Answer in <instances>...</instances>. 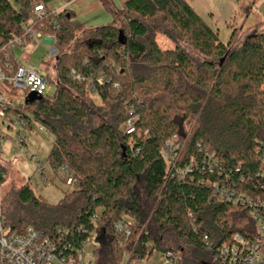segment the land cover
<instances>
[{"label": "trees", "instance_id": "trees-1", "mask_svg": "<svg viewBox=\"0 0 264 264\" xmlns=\"http://www.w3.org/2000/svg\"><path fill=\"white\" fill-rule=\"evenodd\" d=\"M51 1L0 0L1 65L21 66L9 41L23 25L49 34L57 49L53 92L20 108L4 100L0 126L12 128L17 119L23 132L33 123L45 128L52 136L46 162L77 183L51 204L25 182L14 200H2L6 222L16 233L33 227L51 237L64 228L56 236L71 247L92 236L89 264H138L165 253L172 247L161 242L168 228L214 259L209 246L229 243L234 233L249 236V209L218 197L214 183L264 197V31L254 25L234 45V29L223 43L187 0H125L120 8L103 0L112 21L75 29L73 13L52 14ZM37 3L44 6L40 18L33 15ZM158 34L172 48H161ZM7 88L16 90L0 82V93ZM22 92L25 99L28 90ZM207 155L217 169L203 170ZM185 165L192 171L180 177Z\"/></svg>", "mask_w": 264, "mask_h": 264}, {"label": "rangeland", "instance_id": "rangeland-1", "mask_svg": "<svg viewBox=\"0 0 264 264\" xmlns=\"http://www.w3.org/2000/svg\"><path fill=\"white\" fill-rule=\"evenodd\" d=\"M196 10V12L207 22V24L217 31L219 40L226 43L235 29L234 45L242 42L250 28L255 24L258 30L264 31V7L259 9L250 6V0H187ZM55 1L48 3V7L54 10ZM248 11V14H247ZM103 24L95 25L100 26ZM44 37V35H43ZM156 41L161 48H172V42L162 34L156 35ZM49 45L45 43H30L26 46L13 45L12 50L14 57L25 67L37 70L40 74L48 73L49 91L52 93L55 89L56 75L54 71L47 72L44 64H50L51 57L47 50ZM27 55V59L23 56ZM5 101L13 106L20 108L24 102L23 92L21 90L5 89L2 92ZM1 131L4 137L0 146V160L7 167V176L4 180L1 197L5 203L14 200L16 189L28 182V185L35 196L42 197L46 202L55 204L67 190L74 187L65 183V173L62 169L53 170L46 162V156L50 149L52 136L49 133L39 129L37 123H33L32 131H20V128L13 126L7 128L5 124H1ZM6 134V135H5ZM24 135L26 145L21 148L16 137ZM32 155H35L41 163V169L37 168L33 161ZM140 197L143 202L145 211L150 208V203L145 198V192L140 184ZM149 211V210H148ZM145 221L152 223L150 220V212L146 214ZM163 245H170V251L174 252L177 260H181V264H219L207 249L193 251L192 247L178 240L172 229H167L163 233L161 240ZM92 238L89 245L86 246L85 256L91 260L93 255L91 249L94 245ZM138 264H162V253L160 251L153 252L147 260L137 261Z\"/></svg>", "mask_w": 264, "mask_h": 264}, {"label": "built area", "instance_id": "built-area-1", "mask_svg": "<svg viewBox=\"0 0 264 264\" xmlns=\"http://www.w3.org/2000/svg\"><path fill=\"white\" fill-rule=\"evenodd\" d=\"M56 11L52 10L54 14ZM44 14V6L42 3H37L33 6V15L40 18ZM50 42L47 53L50 57L57 54V49L53 44V38L49 34H42L39 30L34 29L28 25H23V33L20 36H15L9 42L15 45H22L25 39L35 40L43 36ZM71 74L74 71L71 70ZM80 79L79 76H76ZM6 82L8 86L16 90L34 91L41 95L49 91L47 80L37 70L19 66L13 71V66L9 61L3 65L0 64V82ZM100 83V79H97ZM5 109L4 98L0 93V121L3 118V111ZM12 126L18 128L24 127V122L14 119L11 122ZM39 129L46 131L45 128L39 125ZM132 121L127 120L125 125L126 132L132 131ZM4 135L0 130V146ZM17 142L21 148L26 145V138L24 135L16 137ZM176 139H170L168 146L177 148L175 144ZM167 153V152H165ZM167 157L172 160L173 156L167 153ZM33 161L37 168L41 169V163L35 155H32ZM205 167L208 171H213L217 165L216 160L212 155L205 157ZM264 165V159H262ZM174 166V163H173ZM3 164L0 160V264H89L90 259L85 256L86 246L90 244L92 236H88L80 247H71L68 242H63L58 239L56 235H63L67 232L64 228H56L55 236L46 235L33 227H28L23 233H16L12 227L6 222L2 213V197L1 191L3 187V179L5 173L3 172ZM64 171V167H62ZM179 176L182 177L185 173L192 171V165H185L181 170H177ZM65 183L75 187L76 178L72 173L65 171ZM230 173L228 174V176ZM228 180V179H227ZM215 194L224 199L239 203L249 209V214L253 222V227L249 232V236L243 237L239 233H234L229 243H222L209 248L214 253V257L219 264H264V197H248L235 190L233 184L227 185L224 183H214ZM97 216L93 215L92 221ZM118 229L120 225H116ZM62 240V241H61ZM93 247H88L92 250ZM162 264H178L177 256L172 251L162 253Z\"/></svg>", "mask_w": 264, "mask_h": 264}, {"label": "crops", "instance_id": "crops-1", "mask_svg": "<svg viewBox=\"0 0 264 264\" xmlns=\"http://www.w3.org/2000/svg\"><path fill=\"white\" fill-rule=\"evenodd\" d=\"M54 1L55 3H54L53 9L55 11L66 9L73 13L74 16H73V19L71 20V23L75 29L95 27V25H99V24L105 25V24H109L112 21L111 15L104 9L102 5L103 0H54ZM107 1L110 2V4L113 7L120 8L123 1L125 0H107ZM253 6L259 9L263 8L264 0H250L249 7L251 8ZM247 14H248V11H247ZM258 23H261V22H257L255 24H258ZM31 42L34 43L35 45L39 43H45L49 45L51 41L41 36L40 38L26 42L25 45H23V47L26 45H29ZM23 58L27 59V55L23 56ZM20 65L23 66L21 63ZM44 67L47 69V72L53 70V66L52 65L49 66L48 63L44 64ZM30 131H32V129ZM4 168L6 169V172H7V167L4 166Z\"/></svg>", "mask_w": 264, "mask_h": 264}, {"label": "water", "instance_id": "water-1", "mask_svg": "<svg viewBox=\"0 0 264 264\" xmlns=\"http://www.w3.org/2000/svg\"><path fill=\"white\" fill-rule=\"evenodd\" d=\"M118 41L120 43H124L123 36H122V33L121 32L118 33ZM222 60H223V58L220 59L219 63H221ZM40 98H41V95L37 94L34 91H30L25 96L24 102H31V101H34V100H37V99H40ZM205 264H207V263H205Z\"/></svg>", "mask_w": 264, "mask_h": 264}]
</instances>
